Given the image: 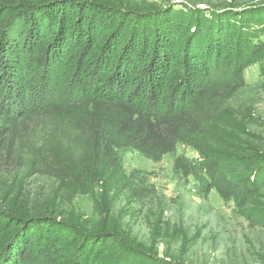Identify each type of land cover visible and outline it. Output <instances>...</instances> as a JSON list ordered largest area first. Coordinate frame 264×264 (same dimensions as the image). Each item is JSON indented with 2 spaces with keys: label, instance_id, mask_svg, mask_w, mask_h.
<instances>
[{
  "label": "trees",
  "instance_id": "obj_1",
  "mask_svg": "<svg viewBox=\"0 0 264 264\" xmlns=\"http://www.w3.org/2000/svg\"><path fill=\"white\" fill-rule=\"evenodd\" d=\"M263 27L264 7L0 0V173L27 168L67 196L83 180L104 192L89 231L57 197L23 209L21 184L0 203V264H185L149 255L111 217L114 200L141 192L120 151L159 162L185 139L201 160L179 156L178 170L264 225V152L237 143L222 107L244 85L248 58L264 59Z\"/></svg>",
  "mask_w": 264,
  "mask_h": 264
},
{
  "label": "rangeland",
  "instance_id": "obj_2",
  "mask_svg": "<svg viewBox=\"0 0 264 264\" xmlns=\"http://www.w3.org/2000/svg\"><path fill=\"white\" fill-rule=\"evenodd\" d=\"M178 9L203 8L223 11L255 10L264 7V0H137ZM264 39V27L262 30ZM250 56L244 73V85L222 107L231 115L237 143L255 146L264 152V59ZM231 77L219 73V80ZM242 127V129H240ZM175 153L159 162L148 160L134 150H121L120 165L125 176L134 173L133 183L141 192L129 197L124 192L114 200L111 217L121 224L123 237L140 244L149 255L185 264H264V225L247 214L234 201L222 199L206 178L179 171L175 159L188 157L201 160L190 139L178 144ZM60 158V156H59ZM27 168L16 174L0 173V203L14 197L22 184L21 204L32 210L52 201L62 211L74 213L95 231L104 204L99 184L83 180L82 190L67 196L60 185L46 175L25 176ZM131 177V176H130ZM23 181L21 182V180ZM131 179V178H130ZM264 202V197L260 199Z\"/></svg>",
  "mask_w": 264,
  "mask_h": 264
}]
</instances>
